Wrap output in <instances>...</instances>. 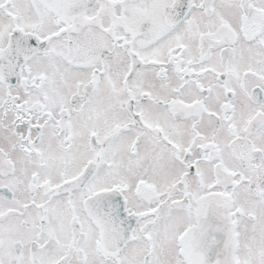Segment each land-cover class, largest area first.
Returning a JSON list of instances; mask_svg holds the SVG:
<instances>
[{"label": "snow or ice", "instance_id": "snow-or-ice-1", "mask_svg": "<svg viewBox=\"0 0 264 264\" xmlns=\"http://www.w3.org/2000/svg\"><path fill=\"white\" fill-rule=\"evenodd\" d=\"M0 264H264V0H0Z\"/></svg>", "mask_w": 264, "mask_h": 264}]
</instances>
